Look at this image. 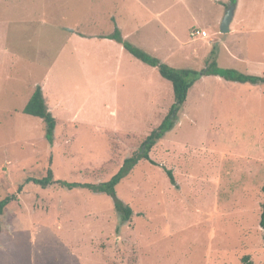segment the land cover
I'll return each mask as SVG.
<instances>
[{
	"label": "rangeland",
	"instance_id": "obj_1",
	"mask_svg": "<svg viewBox=\"0 0 264 264\" xmlns=\"http://www.w3.org/2000/svg\"><path fill=\"white\" fill-rule=\"evenodd\" d=\"M219 1H206L196 21L211 39L184 33V52L160 60L201 72L215 49L220 68L264 77V0H239L228 33L230 0ZM90 7L99 5L0 0V200L18 193L0 219V264H242L245 256L264 264V83L197 81L151 150L155 164L141 160L116 188L132 209L127 222L108 195L30 182L49 169L69 183L109 181L175 103L158 73L153 101L140 85L89 84L104 71L84 65L70 30ZM237 41L236 56L229 46ZM193 48L197 59H186ZM38 86L57 122L53 145L45 123L23 112Z\"/></svg>",
	"mask_w": 264,
	"mask_h": 264
},
{
	"label": "crops",
	"instance_id": "obj_2",
	"mask_svg": "<svg viewBox=\"0 0 264 264\" xmlns=\"http://www.w3.org/2000/svg\"><path fill=\"white\" fill-rule=\"evenodd\" d=\"M89 1L92 5H99V8L92 9L90 7V15L79 22V25L75 27L76 30H70L74 42V52L79 53V58L84 62V65L87 64L90 71H93V69L97 72L104 71L103 74H98V79H89V84L92 85L102 81L104 77L103 83L105 86L140 85L138 92L147 96L146 98L151 101L156 100V95L160 96L159 89L155 86L156 83L152 81L153 77L157 73L159 74L158 70L136 59L121 43L111 39L112 35L118 30L124 42L156 59L162 53L172 55L178 53V51L184 52V46L188 44L182 40L184 33L189 34V37L194 40L211 39L209 35L207 38L191 36L193 30L206 31L204 26H196V21L199 20L202 14V5L206 1L212 4L216 2L219 5L224 3L219 0H201V2L199 0ZM103 5L104 8H102ZM221 8L224 9V5ZM237 10L238 6L235 12ZM233 22L234 17L230 23L229 32H235L232 29ZM237 28H240V25L236 26V32L238 33ZM229 47L233 49L232 53L236 55V51L240 48V42H233ZM211 51L213 52L215 49ZM197 53L198 51L193 48L189 53H184V57L186 59H197ZM158 60L164 63L160 58ZM196 86L197 82L189 90L188 96ZM48 109L51 112L50 108ZM53 109L59 113L64 111L59 102L53 104ZM112 114L115 115L116 111ZM62 122L65 126H68L69 122Z\"/></svg>",
	"mask_w": 264,
	"mask_h": 264
},
{
	"label": "trees",
	"instance_id": "obj_3",
	"mask_svg": "<svg viewBox=\"0 0 264 264\" xmlns=\"http://www.w3.org/2000/svg\"><path fill=\"white\" fill-rule=\"evenodd\" d=\"M238 0H230L229 5L236 6ZM111 39L121 43L124 48L133 55L136 59L145 63L146 65L156 68L162 78L169 81L173 86L175 103L170 108V111L161 122V124L155 128L145 139L140 150L134 155L127 158L124 161L123 166L118 173L113 176L109 181L98 184L92 183H69L67 181L55 180L53 171L49 169L47 175L44 178L30 179V182L40 186L42 189H47L53 185H59L66 190L74 189H85L96 194H105L113 199L115 211L121 216L123 222L130 220L132 215V209L125 205L121 201L116 192L117 186L131 173L134 167L141 161L146 160L151 164H155L150 158V152L153 147L169 132L177 119V113L181 106L187 100L188 92L193 85L204 76H216L223 80L236 82L240 84H252L257 85L264 83V77L251 76L242 74L235 69H223L218 66L216 61L215 51H213L206 62V69L201 72L193 69H176L172 68L164 63H161L158 59L151 57L145 52L135 48L127 42H124L121 34L116 30L115 34L112 35ZM25 114L41 119L46 125V137L51 145L54 141V133L57 126L56 119L49 111L42 88L37 87L28 103L26 104L24 111ZM171 181H174V177L171 170L166 171ZM22 186L19 187L18 192H21ZM18 201V193L5 196L0 200V219L4 215L5 209L12 202ZM260 226L264 232V205L261 214ZM2 232V225L0 223V233ZM264 240V233H263ZM242 264H254L250 261V257L245 256L241 260Z\"/></svg>",
	"mask_w": 264,
	"mask_h": 264
},
{
	"label": "water",
	"instance_id": "obj_4",
	"mask_svg": "<svg viewBox=\"0 0 264 264\" xmlns=\"http://www.w3.org/2000/svg\"><path fill=\"white\" fill-rule=\"evenodd\" d=\"M235 13V6L230 5L228 9L226 10L225 16L223 18L222 24H221V31L222 33H228L230 30V23L233 20Z\"/></svg>",
	"mask_w": 264,
	"mask_h": 264
},
{
	"label": "built area",
	"instance_id": "obj_5",
	"mask_svg": "<svg viewBox=\"0 0 264 264\" xmlns=\"http://www.w3.org/2000/svg\"><path fill=\"white\" fill-rule=\"evenodd\" d=\"M191 36L195 37V38H197V37L207 38L208 37V33L206 31H204V30H197L196 29V30H193L191 32Z\"/></svg>",
	"mask_w": 264,
	"mask_h": 264
}]
</instances>
